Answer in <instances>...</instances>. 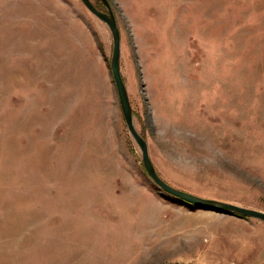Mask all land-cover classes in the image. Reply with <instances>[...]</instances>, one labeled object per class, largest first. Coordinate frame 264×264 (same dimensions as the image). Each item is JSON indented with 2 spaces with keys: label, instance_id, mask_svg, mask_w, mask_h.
<instances>
[{
  "label": "rangeland",
  "instance_id": "obj_1",
  "mask_svg": "<svg viewBox=\"0 0 264 264\" xmlns=\"http://www.w3.org/2000/svg\"><path fill=\"white\" fill-rule=\"evenodd\" d=\"M108 2L158 174L264 211V0ZM112 45L81 0H0V264H264V221L149 178Z\"/></svg>",
  "mask_w": 264,
  "mask_h": 264
},
{
  "label": "water",
  "instance_id": "obj_2",
  "mask_svg": "<svg viewBox=\"0 0 264 264\" xmlns=\"http://www.w3.org/2000/svg\"><path fill=\"white\" fill-rule=\"evenodd\" d=\"M81 1L92 13H94L99 19H101L108 25V28L111 32L113 40L110 59L111 73L117 90L118 99L125 123L131 136L139 146L142 155V164L149 178L164 192L174 196L175 198H178L183 202L193 204L198 208L215 210L228 214H235L242 217L257 218L264 221V211L241 206L232 202L199 196L194 193H190L188 191L174 187L171 184L167 183L164 179H162L150 159L145 138L138 132L134 124L132 108L119 66L120 33L110 4L108 0H101L106 8V11H101L90 0Z\"/></svg>",
  "mask_w": 264,
  "mask_h": 264
},
{
  "label": "trees",
  "instance_id": "obj_3",
  "mask_svg": "<svg viewBox=\"0 0 264 264\" xmlns=\"http://www.w3.org/2000/svg\"><path fill=\"white\" fill-rule=\"evenodd\" d=\"M233 215H235V214H233ZM242 217V216H241Z\"/></svg>",
  "mask_w": 264,
  "mask_h": 264
}]
</instances>
